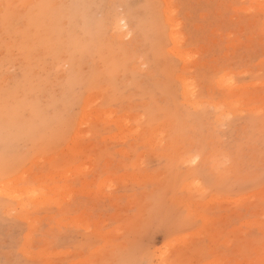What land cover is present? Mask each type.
<instances>
[{
    "label": "rangeland",
    "instance_id": "obj_1",
    "mask_svg": "<svg viewBox=\"0 0 264 264\" xmlns=\"http://www.w3.org/2000/svg\"><path fill=\"white\" fill-rule=\"evenodd\" d=\"M0 264H264V0H0Z\"/></svg>",
    "mask_w": 264,
    "mask_h": 264
},
{
    "label": "bare ground",
    "instance_id": "obj_2",
    "mask_svg": "<svg viewBox=\"0 0 264 264\" xmlns=\"http://www.w3.org/2000/svg\"><path fill=\"white\" fill-rule=\"evenodd\" d=\"M185 55H186V54H185ZM186 57H187V56H186ZM99 115H100V114H99ZM99 115H98V116H99ZM117 126H118V125H117ZM13 190H14V189H13ZM44 190H45V189H44ZM33 192H34V191H33ZM33 192H32V193H33ZM35 193H36V192H35ZM51 193H52V192H51ZM55 193H56V192H55ZM10 195H11V193H10ZM23 195H24V194H23ZM27 195H28V194H27ZM30 195H31V194H30ZM37 195H39V194L37 193ZM40 196H41V195H40ZM42 196H43V195H42ZM53 196H54V195H53ZM34 197H35V196H34ZM48 197H49V196H48ZM49 198H50V197H49ZM39 200H40V199H39Z\"/></svg>",
    "mask_w": 264,
    "mask_h": 264
}]
</instances>
